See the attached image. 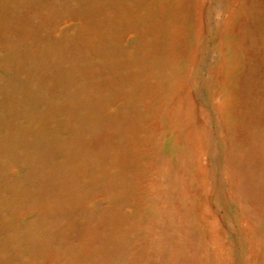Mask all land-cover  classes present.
I'll list each match as a JSON object with an SVG mask.
<instances>
[{"label":"rangeland","instance_id":"obj_1","mask_svg":"<svg viewBox=\"0 0 264 264\" xmlns=\"http://www.w3.org/2000/svg\"><path fill=\"white\" fill-rule=\"evenodd\" d=\"M0 264H264V0H0Z\"/></svg>","mask_w":264,"mask_h":264}]
</instances>
